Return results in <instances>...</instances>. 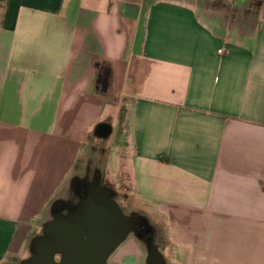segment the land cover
I'll return each mask as SVG.
<instances>
[{"label": "crops", "instance_id": "crops-1", "mask_svg": "<svg viewBox=\"0 0 264 264\" xmlns=\"http://www.w3.org/2000/svg\"><path fill=\"white\" fill-rule=\"evenodd\" d=\"M0 41L3 77L55 93L26 127L0 104V264L107 106L179 264H264V0H0Z\"/></svg>", "mask_w": 264, "mask_h": 264}, {"label": "rangeland", "instance_id": "rangeland-1", "mask_svg": "<svg viewBox=\"0 0 264 264\" xmlns=\"http://www.w3.org/2000/svg\"><path fill=\"white\" fill-rule=\"evenodd\" d=\"M3 54L4 46L2 44L0 45V87L3 86L4 93H0V104L3 106L5 104L13 117L21 116L25 122V127L30 126L32 120L42 115L45 102L48 100L51 103L55 99V93L43 94L41 91L35 90L38 86L36 81L15 76L10 72L7 79L3 77L4 62L1 60ZM5 80L6 84L4 85ZM125 112L123 107L118 113L111 106H107L102 121L107 120L108 117H114L113 135L100 140L95 135L94 129L88 134L82 143L74 169L56 195L50 200L44 214L33 223V230L29 234L28 240L26 239L21 246H15L14 249H17L18 252H13L4 264H19L28 259L31 256V240L42 232L43 224L50 217V209L57 208L59 201L78 203L79 188L84 185V182L91 185L97 178L103 182L105 180V187L112 189L114 195L118 196H115V199L121 207L127 208L128 211H137L149 220L157 231L158 242L156 244L158 250L164 255L166 263L169 264L172 258H177V264H179V254H172L171 249L167 247L170 242L164 222L161 221L151 206L131 196L130 179L125 172V163L122 162L127 153V137L130 132V124L126 121ZM73 180L77 183L74 184ZM142 250L141 242L133 233H130L126 241L110 256L108 264H142L144 258ZM16 260L20 261L15 263Z\"/></svg>", "mask_w": 264, "mask_h": 264}, {"label": "water", "instance_id": "water-1", "mask_svg": "<svg viewBox=\"0 0 264 264\" xmlns=\"http://www.w3.org/2000/svg\"><path fill=\"white\" fill-rule=\"evenodd\" d=\"M95 132L105 139L113 128L102 123ZM85 197L64 203L63 210L50 209L42 232L31 240V256L19 264H108L132 233L131 219L100 178L86 189ZM152 264H167L158 250L152 251Z\"/></svg>", "mask_w": 264, "mask_h": 264}, {"label": "flooded vegetation", "instance_id": "flooded-vegetation-1", "mask_svg": "<svg viewBox=\"0 0 264 264\" xmlns=\"http://www.w3.org/2000/svg\"><path fill=\"white\" fill-rule=\"evenodd\" d=\"M97 138L100 140H103L104 138H101L97 132H94ZM106 183L105 180L103 182V186L105 187ZM90 185L87 182H84V185L79 188L78 190V199L81 201L82 199H85V192L86 189ZM73 195V193H72ZM117 196V195H115ZM118 197V196H117ZM58 206L57 208L59 210L64 209V203L62 201H59L57 203ZM123 208V207H122ZM125 214L131 219V226H132V233L134 236L141 242L142 247H143V253H144V258L142 264H152V251L158 250L157 247V242H158V235L157 231L155 228L151 225L149 220L143 216L142 214L138 213L137 211H128L127 208H123ZM160 253L161 251L158 250ZM59 260V257H58ZM20 260L14 261L15 263H18Z\"/></svg>", "mask_w": 264, "mask_h": 264}, {"label": "trees", "instance_id": "trees-1", "mask_svg": "<svg viewBox=\"0 0 264 264\" xmlns=\"http://www.w3.org/2000/svg\"><path fill=\"white\" fill-rule=\"evenodd\" d=\"M125 1H130V2H131V1H134V2H135V1H138V0H125Z\"/></svg>", "mask_w": 264, "mask_h": 264}]
</instances>
